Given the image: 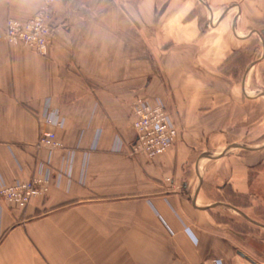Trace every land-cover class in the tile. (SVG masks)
Instances as JSON below:
<instances>
[{
  "label": "crops",
  "instance_id": "obj_1",
  "mask_svg": "<svg viewBox=\"0 0 264 264\" xmlns=\"http://www.w3.org/2000/svg\"><path fill=\"white\" fill-rule=\"evenodd\" d=\"M43 2L0 0V30ZM51 28L48 56L0 38V182L53 170L1 202L0 264H264V0H59ZM139 96L180 132L153 159L127 154Z\"/></svg>",
  "mask_w": 264,
  "mask_h": 264
},
{
  "label": "built area",
  "instance_id": "obj_2",
  "mask_svg": "<svg viewBox=\"0 0 264 264\" xmlns=\"http://www.w3.org/2000/svg\"><path fill=\"white\" fill-rule=\"evenodd\" d=\"M59 0H44L40 9L27 21L9 19L0 38L10 46H23L35 50L42 56H48L53 31L51 19L53 6ZM132 128L134 140L129 145L131 156H143L149 159L169 152L179 137V129L170 118L166 106L160 100L148 97H136L132 103ZM42 120L49 126L62 128L64 119L58 109L49 103L44 108ZM54 152L63 148L56 134L44 131L37 144ZM53 181V170L47 164H41L37 174L31 180H14L10 183L0 182V220L3 212L2 201L12 209H25L33 198L47 195ZM170 181V180H168ZM187 234L194 238L187 228ZM201 264H230L223 259H211Z\"/></svg>",
  "mask_w": 264,
  "mask_h": 264
},
{
  "label": "rangeland",
  "instance_id": "obj_3",
  "mask_svg": "<svg viewBox=\"0 0 264 264\" xmlns=\"http://www.w3.org/2000/svg\"><path fill=\"white\" fill-rule=\"evenodd\" d=\"M56 4V3H55ZM53 16V15H52ZM16 20V19H15ZM9 45V44H8ZM156 100H158V99H156ZM167 109V108H166ZM168 111V110H167ZM169 113V112H168ZM169 116H170V118L173 120V122H175L174 121V119L171 117V115H170V113H169ZM175 124H176V122H175ZM176 126H177V124H176ZM178 127V126H177ZM179 129V128H178ZM45 131H47V130H45ZM134 131V130H133ZM180 133V132H179ZM134 140V139H133ZM178 140H179V137H178V139H177V141L175 142V144L178 142ZM174 144V145H175ZM173 145V146H174ZM172 146V147H173ZM127 154H129V146H128V151H127ZM130 155V154H129ZM131 156V155H130ZM49 192V191H48ZM48 194V193H47ZM42 196H46V195H42ZM3 202V201H2ZM3 204V203H2ZM264 209V208H263ZM220 210V212L223 214L222 216H221V219L224 221V223L225 224H227V225H231V227H233V228H235L237 231H243L244 229L243 228H245V227H243L242 225H240V223H242V222H247V221H245V220H243V219H240V217L238 216V215H235L233 212H231V211H229V210H227V209H219ZM264 211V210H263ZM262 213H264V212H262ZM236 218V219H235ZM263 219H264V214H263ZM239 220V221H238ZM243 224H247V223H243ZM247 226H249V225H247ZM216 259V258H215ZM220 259V258H219ZM208 261V260H207Z\"/></svg>",
  "mask_w": 264,
  "mask_h": 264
},
{
  "label": "water",
  "instance_id": "obj_4",
  "mask_svg": "<svg viewBox=\"0 0 264 264\" xmlns=\"http://www.w3.org/2000/svg\"><path fill=\"white\" fill-rule=\"evenodd\" d=\"M229 207V206H228ZM231 209H233V210H235V211H237V212H239L237 209H235V208H233V207H230ZM247 260H250L249 258H246Z\"/></svg>",
  "mask_w": 264,
  "mask_h": 264
}]
</instances>
